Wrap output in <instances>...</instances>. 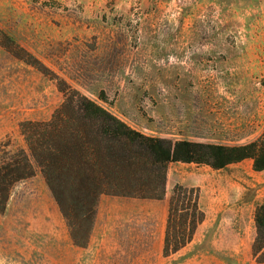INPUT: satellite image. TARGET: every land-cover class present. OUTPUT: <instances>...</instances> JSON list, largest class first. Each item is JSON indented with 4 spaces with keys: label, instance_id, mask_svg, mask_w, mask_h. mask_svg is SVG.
<instances>
[{
    "label": "rangeland",
    "instance_id": "rangeland-1",
    "mask_svg": "<svg viewBox=\"0 0 264 264\" xmlns=\"http://www.w3.org/2000/svg\"><path fill=\"white\" fill-rule=\"evenodd\" d=\"M0 30L48 69L0 45V156L28 153L19 124L50 118L64 98L58 80L154 137L242 145L264 131V0H0ZM225 169L247 177L253 229L264 173L250 176L246 162ZM33 173L0 212V264H264L216 249V223L200 222L164 257L161 202L124 196L99 197L88 245L76 247L34 164Z\"/></svg>",
    "mask_w": 264,
    "mask_h": 264
},
{
    "label": "trees",
    "instance_id": "trees-1",
    "mask_svg": "<svg viewBox=\"0 0 264 264\" xmlns=\"http://www.w3.org/2000/svg\"><path fill=\"white\" fill-rule=\"evenodd\" d=\"M0 30V45H15L13 55L45 74L35 56ZM64 98L46 121H22L24 150L0 156V212L11 187L39 167L44 182L68 228L72 244L88 245L101 195L160 200L164 197L170 162L208 165L220 169L252 159L255 171L264 170V131L242 145H222L148 136L130 127L109 109L58 80ZM169 198L162 255L169 257L192 240L204 219L198 191L175 184ZM252 256L264 263V201L254 211ZM181 261V259H180ZM178 261V262H180Z\"/></svg>",
    "mask_w": 264,
    "mask_h": 264
},
{
    "label": "crops",
    "instance_id": "crops-1",
    "mask_svg": "<svg viewBox=\"0 0 264 264\" xmlns=\"http://www.w3.org/2000/svg\"><path fill=\"white\" fill-rule=\"evenodd\" d=\"M136 130H138V128ZM144 130L145 133L141 131L143 132V134L148 136H154L152 135L154 134L152 131L148 129ZM148 131L151 132V134H148ZM160 135L163 136L164 134L160 133ZM169 135L170 134L164 136L165 138L170 139V136L172 137L173 135ZM243 162H246V164L249 166L250 172H248V174L250 176H258L259 174L264 173V170H253V161L249 158L236 163L228 164L225 167L228 168L232 165L238 170H240V167H242ZM172 163H179L181 165H178L177 167L179 174L176 177L172 176V178H170V165ZM191 165L194 166V169L190 170L189 172H184V166ZM225 167L220 169H213L208 165L170 162L167 166L164 197L160 200H149L161 202L160 206L162 209L160 211V217H162V220H165V227L168 203L169 198L171 196L172 187L177 183L186 187L196 188L198 190V204L201 210L204 212V219L198 225L197 228H200L202 230L203 227L206 228L216 223V232L214 234L216 240H214L213 242L215 244L216 249H225L234 252H241L245 257L248 255L252 256V243L255 236V227L251 229V224L249 223V221L245 223L244 219H246L249 215L247 211L248 206L245 205L253 204L254 199H248V197L246 196V192H244V188L248 187V185L240 181L247 177L244 176L243 178H241L243 174L240 172H237L236 174L230 176L228 175V172ZM256 206L252 207L253 213ZM161 244L163 245V237L160 238L158 247Z\"/></svg>",
    "mask_w": 264,
    "mask_h": 264
},
{
    "label": "bare ground",
    "instance_id": "bare-ground-1",
    "mask_svg": "<svg viewBox=\"0 0 264 264\" xmlns=\"http://www.w3.org/2000/svg\"><path fill=\"white\" fill-rule=\"evenodd\" d=\"M243 177V176H242Z\"/></svg>",
    "mask_w": 264,
    "mask_h": 264
}]
</instances>
